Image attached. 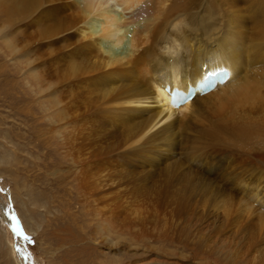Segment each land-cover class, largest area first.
<instances>
[{
	"label": "rangeland",
	"instance_id": "obj_1",
	"mask_svg": "<svg viewBox=\"0 0 264 264\" xmlns=\"http://www.w3.org/2000/svg\"><path fill=\"white\" fill-rule=\"evenodd\" d=\"M182 1L184 2V0ZM210 1L209 3L202 1L201 4H198V0H188V3L181 8L182 11L179 10L177 13L188 18L187 21L205 17V21L210 20V23L212 20L211 17H207L208 13L215 17L220 13L221 20L224 19L222 23L227 24L225 20L228 21L229 17L230 19L235 15L244 17L246 13L248 17L253 12L251 7L248 8L249 11L246 10L240 1L239 4L237 3L238 5L235 3L236 6L232 5L233 8L231 6L229 9L228 6L225 8L226 5L221 0H213L212 4ZM210 4L211 6L216 5L213 6L215 8L210 7ZM194 6L198 8L196 9ZM237 6L241 9V13L238 12L240 14L235 12ZM227 9L229 11L232 9V11L229 13ZM221 10L228 17L224 16ZM26 15L28 12L23 16L20 15V19L17 16L7 20L0 15V153L3 154L4 149L11 159H16L10 164L0 165V202L3 199L11 209L19 235L17 242L28 258L27 261L31 264H160L161 261V263L168 262L170 264H218L220 262V264H226L219 254V252H224V249L220 250L218 246L223 241L224 244H222L226 248L231 238L230 241L234 242H231L232 247L235 249L237 247L244 248L247 245L252 246L253 252L250 251L248 259L243 264H264L263 231H259V233L258 229H253V216L245 218L243 212L240 213L241 211H237L232 206L228 199L229 193L222 190L217 184L219 181L217 180V182L212 174L215 169H211V173L203 172V167L209 156L214 155L213 150L189 151L185 152L186 155L177 153L162 161L163 164L159 162V166L157 165V170L161 168L159 171L164 167L176 166V172L174 170L173 173L174 175L176 173V180H171L167 184L168 186H154L153 190V186H148L147 183L145 187V183L143 186V182L136 181V184L135 180L132 182L125 179L118 181L120 177L124 176V170L133 169V162L141 161L145 163L140 166L141 168L149 167L148 160L154 156L153 143L146 145L140 151H133L125 142H122L125 144L119 147V142L122 139L125 141V126H120L116 121L114 125L108 119L103 120L104 123L95 118V115L98 114L103 116L107 114L106 117H110L112 114L108 115L109 112L106 110L105 113L102 112L104 109L100 102L101 98H97L94 91H90L93 93H90L92 96L95 95L91 99L92 96L87 95L88 91L85 86L78 85L77 87V85L71 84L68 89L66 83L69 80L55 78L54 70L59 64L56 54H59L61 49L55 43L48 44L49 39L41 37V40L40 37L34 36L33 30L26 25L30 13L28 16ZM224 24H220V28L219 26L217 28H222L220 31L224 30L226 28ZM261 35L263 37L260 36V39H264V33ZM82 87L83 89H81ZM73 90L82 91L81 94L84 95ZM70 91L74 93L72 92V94ZM75 92L78 94V100H75L77 99ZM81 96L86 98L83 99ZM87 96L88 99L91 97V100H88ZM98 100L101 103L98 102L99 106L95 105ZM80 101L82 104L79 103ZM88 101L94 102L93 104L103 114L92 102L88 103ZM85 103L94 106L92 110L90 105H87L88 111L90 110L94 118L90 112L85 113ZM96 109L98 112L94 113L93 111ZM75 110L78 112L77 114ZM86 114H89V118L85 119L84 115L88 116ZM91 118L94 119V123L91 122ZM85 122L88 123L85 124ZM111 125L115 127L113 130H119L117 131L119 133L124 132L121 134L124 137L119 136L118 142L113 137L106 139V128H108L107 131L112 130ZM116 126L122 131L119 128L116 129ZM261 129L262 141L255 148L264 147V128ZM108 142H113L114 144L111 143L113 146H110L111 144L109 145ZM102 146L103 148H101ZM63 153L68 154L65 156ZM122 153H127L128 158L125 154L123 155L127 161H124L123 156L119 155ZM232 153L227 157L234 159L235 164L237 161H241V157L246 154L236 150ZM172 157L173 159H171ZM175 160L177 161L175 162ZM181 160L182 166L179 163ZM190 166L202 172L203 182L197 175L194 176V179L191 178L193 173L190 175L191 173L187 172L188 168H191ZM176 168L179 170L177 171ZM227 168L226 165L225 169ZM145 171L140 169L139 174L143 175ZM237 171L239 169L235 172ZM218 172L215 175L222 174L220 172L218 174ZM177 173L182 174L181 178ZM188 173L189 177L185 176ZM204 173L206 176L208 174V177L204 178ZM262 176V182H264V173ZM186 179L189 181L186 182ZM195 179L196 181H194ZM207 180L209 183H206L202 188ZM213 180L215 181L212 182ZM262 182L257 186V191L261 195L264 193ZM22 185L26 191L20 188ZM15 187L20 188L19 193ZM26 196L28 197L26 198ZM242 197L245 198V196ZM223 200L229 201L224 203ZM223 203L225 205L228 203L227 208L231 211H226L228 209ZM0 212L3 213L2 216L7 215L3 209H0ZM228 215L230 216L228 217ZM238 217L240 221L237 220ZM243 218L245 219L243 220ZM233 221L235 226L232 225ZM241 221L244 230L239 227V225L242 226V223H238ZM222 222L227 223L228 228ZM106 224L108 225L106 226ZM246 226H249L248 228L251 230ZM9 228L6 217L4 221H1L0 216V264H23L15 251L13 234ZM229 228L230 231H228ZM238 228L241 230L238 231ZM236 230L237 234L234 232ZM216 231L221 232L216 235ZM225 231L230 234V236L226 234L229 239L226 235L224 236ZM252 231H256V233ZM224 238L225 241L227 240L226 242ZM216 241L219 242V245ZM241 242L244 244H239ZM233 244L238 245L233 246Z\"/></svg>",
	"mask_w": 264,
	"mask_h": 264
},
{
	"label": "bare ground",
	"instance_id": "obj_2",
	"mask_svg": "<svg viewBox=\"0 0 264 264\" xmlns=\"http://www.w3.org/2000/svg\"><path fill=\"white\" fill-rule=\"evenodd\" d=\"M187 1L188 0H184V2L182 0H0V15L7 20L14 17L16 18L17 16L20 19V15L23 16L25 13L27 14V12L29 15L30 13L26 25L33 30L32 34L37 38L40 37L41 40L42 38H46V40L49 39L48 44L55 43L58 45L61 51H58L59 54H56V60L59 64L58 67L56 66L57 69L54 70L55 78L64 81L69 80L66 83L68 89H70L71 84L77 85V87L78 85L85 86L88 91H86L88 96L91 93L90 91H94L96 97L101 98V101L98 100L97 103L95 102V105L97 104V106H99L98 102H102L104 109L102 112L106 110L109 112L108 115L112 114L110 117H106L107 114L106 116L105 114L104 116L99 114L95 115L94 113L98 112L96 109V111H93L94 113L92 112L95 118L101 122L108 119L110 122L112 121L114 125L116 121L120 126H125V134L124 132H117L119 130H113V128L115 129V127H112L114 125H111L113 131H107L108 128H106V139L108 137H113V139L115 138L117 140L116 142H118L119 136H122V138L125 136V141L121 138L122 140L119 142V147L127 143V146H130V149L133 151H140L146 145L151 142L153 143L154 156L148 160L150 162L148 163L149 167H146L147 169L145 166L141 168L140 166H143L145 163L141 161L133 162V169L124 170V176L120 177L118 181H123V179H125L127 181L131 180L132 182V180H135V183L136 181H138V183L143 182V186L145 183V187L146 183L148 186H153L154 190L156 186H166L171 180L175 179L176 176V173L175 175L173 174L176 166L162 167L163 169L159 171L161 169L159 167L160 169L157 170L159 162L162 163L166 158L173 155L175 156L177 153L186 155L185 152L189 151L204 149L213 150L214 155L211 154V156H209L203 167V172L211 173V169H215L212 174H214L215 180L219 181H217V184L220 185L222 190L229 193L228 199L230 201H228L237 211H241L240 213L243 212V217L253 216V229H258V232L263 231L264 234V193L261 195L260 192L257 191V186L262 182V175L264 173V147L255 148L259 146L262 141L261 128H264V42H262L264 39H260V36L263 37L261 34L264 33V0H221L222 3L226 5L225 8L228 6L229 9V7L232 5L234 6L235 3L238 5L240 1L246 10L251 7L253 11L251 16L248 17L246 13L245 16L247 18L242 15L239 17H236V15L233 17L229 15L232 18L230 19L229 17L228 21L225 20L227 24L222 23L224 19L221 20V16L219 17L220 13H217L218 15H216V17L213 15L210 16L211 13H208L209 16L207 17H211V23L209 22L210 20L205 21V17H197L195 20L196 22L187 21L188 18L186 19L185 16L177 13L179 10L182 11L181 8L188 3ZM202 1L209 3L210 0H198V4H201ZM43 2L46 3L43 4ZM210 2L212 4L213 0ZM211 4L210 7L216 6L214 4L211 6ZM218 4H220V2H218ZM237 7H235L236 11L235 9L234 11L240 14L241 9ZM195 8L197 9L198 7ZM186 9L187 7L185 10ZM228 9L227 12L230 13L232 9L230 11ZM245 9L244 11L247 12ZM171 16L172 18H170ZM224 16L228 17L225 13ZM220 24L226 25V28L222 31H220L222 28L219 29L221 26ZM218 26L219 28H217ZM207 71H209L210 74H215L219 71L224 78L220 82L217 81L208 91L202 92L196 89L190 100L182 101L178 106H174L170 103L169 92L173 87L186 92L188 87L195 86L198 81L205 78V73ZM165 86H168V90L165 89ZM81 89H83V87ZM79 92L80 95L83 94H81L82 91ZM77 95L76 93V97ZM95 95H91L92 98L89 97V99L87 96V99L91 100ZM78 98L79 97L75 100H78ZM82 98L84 99L86 97L83 96ZM96 99L94 100L96 101ZM81 102L82 101L79 103ZM91 102L88 101V103ZM93 103L94 102H92V104ZM87 105H90L91 109L95 106L94 104V106L91 104ZM87 105L85 103V113L88 111ZM97 106L95 107L98 108ZM100 107L102 109V106ZM88 112H90V110ZM99 112L102 113L101 110ZM77 113L76 111V114ZM86 115L88 116L84 115L85 119L89 118V114ZM92 118L94 117L92 116ZM91 122L94 123V119H92ZM110 122L108 123L110 124ZM87 123L85 122V124ZM117 128L119 127L116 126V129ZM121 134H124V136ZM111 143L108 142L109 145ZM113 144L110 146H113ZM101 148H103V146ZM232 150L246 154L241 157V161L239 160L235 164L234 159H229L227 157L233 152ZM2 152L3 154L0 153V165L4 163L10 164L11 161H16L14 158L11 159L4 149ZM66 154L65 156H67ZM124 154L126 156L127 153L119 155L123 156ZM250 154L252 155L250 156ZM232 155L234 154L232 153ZM125 156H123V158ZM126 157L128 158V156ZM127 158H124V161H127ZM174 158L176 159L177 157ZM171 159H173V157ZM177 160H175V162ZM172 162L174 163V161ZM179 163L181 165L182 160ZM226 165L228 166L227 169H225ZM190 167L191 168H188L187 172H190V175L193 173V177L191 176V178L194 179V176L197 175L200 178L199 180L202 181V172L197 168H192L193 166ZM140 169L141 171H143V169L144 171L146 170L143 175L139 174ZM176 169L177 171L179 170L178 168ZM237 169H239V171L235 172ZM216 170L222 174L215 175L217 172ZM258 171L261 173H257ZM177 174L180 176L183 172L182 174ZM188 175L189 173L185 176L189 177ZM205 177H208V174L207 176L205 174L204 178ZM187 180L188 179H186V182ZM190 180V182H192V179ZM194 181H196V179ZM208 181L209 180L203 184L202 188L206 183H209ZM199 183L201 185L200 181ZM262 184H264V182H262ZM220 187L217 186V188L221 189ZM20 188L23 189V185ZM20 188L15 187V190L19 193ZM24 191H26V189ZM106 194L108 195V193ZM223 195L225 194L223 193ZM242 196H245V198ZM27 197L28 196H26V198ZM225 201L228 202L227 200ZM225 201L223 200L224 203ZM4 202L5 201L2 199L0 202V209H3L7 215L2 216L3 213L0 212L1 221H4L6 217L8 226H13V229L15 228L12 234L17 240L19 239V235L15 226L13 214L10 207L8 208L7 204ZM227 204L228 203H226V205L224 204L226 208L229 205ZM39 205L41 204L39 203ZM226 211L231 210L228 209ZM226 211H224L225 214ZM96 212L98 211L96 210ZM228 213L231 214L232 212ZM235 214L236 212L234 215ZM229 216L230 215H228V217ZM239 217L237 219L238 221H240ZM245 218H243V220ZM222 223L227 225L225 222ZM238 223L241 224L242 221ZM107 225L108 224H106V226ZM220 225L222 224L220 223ZM232 225H234V221ZM249 226L252 227L251 224H249ZM249 226L246 227L248 228ZM239 227L243 229V223L242 226L239 225ZM231 229L233 228L231 227ZM241 229L238 228V231ZM228 231H230V228ZM256 231L252 232L256 233ZM220 232L221 231H218L216 235H219ZM234 232L237 234V230ZM223 234L220 235L222 236ZM226 234L228 235L229 233L226 232L224 236ZM228 236H230V234ZM220 238L223 239V237ZM230 239L229 243L227 242L228 244H225L226 248L223 246V241V244L221 243L220 245L218 244L219 242L216 241L220 250L224 249V252H219L218 250L219 254L222 256L221 258L224 262L226 261V264H243L248 259L250 251L253 250L252 246L247 245L244 247L241 245L244 248L239 249L237 247V249H235L232 247L231 242L233 241H230ZM258 240L263 241L262 239ZM239 244L244 243L241 242ZM235 245L233 244V246ZM256 247L259 248L257 245ZM24 256L26 257L25 254ZM18 257L21 258L19 254ZM27 259L26 257V260ZM219 260L221 259L219 258ZM161 262L160 264H170L168 262Z\"/></svg>",
	"mask_w": 264,
	"mask_h": 264
},
{
	"label": "water",
	"instance_id": "obj_3",
	"mask_svg": "<svg viewBox=\"0 0 264 264\" xmlns=\"http://www.w3.org/2000/svg\"><path fill=\"white\" fill-rule=\"evenodd\" d=\"M216 75H211V74H206V76H205V78H203L202 80H200V81H198L197 83H196V86H195V88H190V90L191 91H194L195 89H204L207 85H208V83L209 82H211L212 84L215 82V80H216ZM168 86H166V88H167ZM211 87V86H210ZM168 90V89H167ZM208 90V89H207ZM203 91H205V90H203ZM169 94H170V96H169V100H170V102H176V104H179L183 99H184V94H177V92L175 91V90H171L170 92H169ZM191 96V95H190ZM189 96V97H190ZM188 97V98H189ZM179 99V100H178ZM175 104V105H176ZM9 229H11V232L13 231V233H14V229H13V226L11 227L10 226V228ZM13 242L15 243V248H16V252L19 254V256H21V261H22V263L23 264H31V263H29L27 260H26V257L24 256V254H23V252H22V249H21V247H20V245H19V243L17 242V240H16V238L15 237H13Z\"/></svg>",
	"mask_w": 264,
	"mask_h": 264
}]
</instances>
